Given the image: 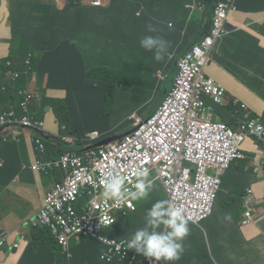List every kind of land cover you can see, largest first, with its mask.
Wrapping results in <instances>:
<instances>
[{"label": "crops", "instance_id": "obj_1", "mask_svg": "<svg viewBox=\"0 0 264 264\" xmlns=\"http://www.w3.org/2000/svg\"><path fill=\"white\" fill-rule=\"evenodd\" d=\"M62 1L65 5L66 2ZM192 1L105 0L97 13L93 11L96 6L87 4L90 14L96 16L98 24L103 28V40H99L96 28L86 27L88 34L81 40L86 49L85 57L88 58L90 43L100 45L108 41L121 47L122 56L114 68L122 75V89H113L110 95L108 89H94L93 85L98 83L94 79L82 81L81 89H64L70 81L62 76L56 78L55 89L47 90L55 95L54 99L62 100L72 90L77 91L80 96L71 102L73 109L85 105L87 109L102 110L103 105H117L119 111L114 120L110 122V117L105 116V124L108 123L105 131L109 134L114 132V127L121 125V118L123 120L128 112L139 111L145 115L149 104L147 93L157 85L159 74L165 77L166 86L173 84L179 58L191 50L192 42L196 40L195 36L186 35L180 29L189 17L186 5ZM241 1L242 10L230 16L233 31L217 43V51L212 59V73L214 78L228 83L229 95L240 98L250 106L252 112L264 118V0ZM214 2L206 4V11L203 12L205 17L212 14ZM53 8L56 9V5L51 0H0V56L15 63L8 69L16 70L26 79L24 88L20 91L7 90L3 82H9L8 72L4 74L5 67L0 70V115L10 110L22 114L20 102L24 99L23 92L41 91L29 89L27 83L31 75L41 80L49 75L41 74L49 70V67L44 66L47 60L40 61L43 47L52 60L61 61V56L54 50L57 48L54 31L48 30L46 22V16L54 11ZM208 22L210 20L205 25ZM149 24L157 29L155 33L147 31ZM81 26L84 24L77 25L75 31ZM20 32L26 36H19L14 40ZM146 35H159L168 41V51L163 60H155L154 52L146 51L140 46L141 38ZM21 37L34 40L26 50L17 48L24 40ZM32 51L34 55L30 56ZM23 52H26L25 57H22ZM105 67L106 65L99 69L101 77H107L111 72H106ZM65 69L75 72L71 62ZM229 80L237 82L234 84L235 88ZM37 83L38 79L35 78L33 84ZM126 89L137 91L129 96L124 93ZM203 99L214 109L216 120L234 128L240 127L244 114L236 115L210 95H204ZM78 100L81 101L80 106L77 104ZM31 112L35 120L46 122L41 132L16 127L6 131L14 134L12 138L0 141V225L10 233V240L19 238L21 223L34 216L48 191L56 182L63 180L62 166L58 164L63 152L77 151L76 147L63 142L62 137L71 134L63 133L62 124L52 106L42 107L40 103H36ZM243 147L251 159L235 162L224 176L219 200L226 201L225 205L216 204L212 216L201 225L189 224L190 234L183 242L185 251L181 259L172 264H264V146L256 140H248ZM56 170L62 176H53L49 181ZM246 195L249 201L255 203L253 213L259 222L242 227L240 222L247 210L244 201ZM158 201L167 202L160 183H156L147 198L132 200L134 209L122 218L120 212L119 218L103 231L111 228L108 237L112 239L131 238L136 230L145 226L147 211ZM136 223L142 224L131 225ZM73 244V248H77V259L73 264H128L125 260L103 261L100 256L105 246L96 238L73 236L69 247ZM26 245L27 241H22L17 252L4 258L0 264H16ZM44 258L50 257L48 253L40 251L39 257L32 264H44ZM140 258L137 264H143L144 257ZM25 263L30 264L28 258Z\"/></svg>", "mask_w": 264, "mask_h": 264}, {"label": "built area", "instance_id": "obj_2", "mask_svg": "<svg viewBox=\"0 0 264 264\" xmlns=\"http://www.w3.org/2000/svg\"><path fill=\"white\" fill-rule=\"evenodd\" d=\"M231 9L233 0L220 4L212 37L194 45L177 63L173 94V99H178L175 110H184L192 104L203 112L188 123L184 133L162 137L151 128L140 126L124 137L125 140L123 138L99 153L97 147L83 152H63L58 163L62 166L63 180L56 182L44 196L36 215L38 224L48 226L64 249H68L73 236L94 237L106 246L100 256L103 261L124 260L128 240L112 239L102 234V230L111 226L125 208L133 207L129 197L117 209L112 200L103 196V181L109 174L129 180L148 164L156 165L161 182L172 195L171 207L182 209L186 219L199 224L210 216L219 191V179L209 172L217 169L220 173L232 159L241 157L240 149L246 140L254 138L264 144L261 117L247 112L238 133H234L225 125L216 124L213 108L200 100L203 95H210L219 103L223 101L224 89L205 75L204 68L210 60L214 42L226 33L225 18ZM35 98H40L37 93L27 94L20 102V115L15 110L0 115V141L10 139L6 131L11 128L21 127L33 132L45 128L46 122L35 120L31 112ZM134 126L138 124L134 123ZM89 136L93 139L98 133ZM62 138L63 142L77 148L76 136L64 135ZM82 140L93 143L88 137ZM85 195L86 201L81 198Z\"/></svg>", "mask_w": 264, "mask_h": 264}, {"label": "clouds", "instance_id": "obj_3", "mask_svg": "<svg viewBox=\"0 0 264 264\" xmlns=\"http://www.w3.org/2000/svg\"><path fill=\"white\" fill-rule=\"evenodd\" d=\"M97 1H99V3H95ZM206 1H209V3L211 4H213L214 2L213 0H193L192 3H188L186 5V8L189 12V17L186 23L180 26V29L183 30L186 33V35L196 37V40L192 42L193 43L192 48L194 45L200 44L201 42L205 41L207 37H212L215 19L217 17L216 14L217 8L219 7L220 4L227 3V0H216L213 5L212 14L210 15V13H208V15L210 16L205 17L203 15V12L206 11V4H208V2ZM240 1L241 0H233V9L229 10L226 14V18H225L226 33L221 37L217 38L216 41L214 42V45L210 52L211 61L213 59L215 52L217 51V43L220 40H222L225 36L229 35L234 29L230 25V16L232 13L242 10L240 8ZM104 2L105 0H90L88 4H91L93 6H102ZM208 20H210V23L209 22L207 23V25L210 24L209 34L203 36V33L205 32V27L207 26L205 25V23ZM170 24L175 26V23L173 22H171ZM77 25H81V24L78 23ZM76 27L77 26H75L73 29L74 32L71 28L62 29L59 32L60 33L59 35L63 37L68 36L69 39H71V37L74 36V33L80 31V29L75 31ZM147 31L150 33H155L157 29L151 24H149L147 26ZM81 34L84 35V31ZM15 39L16 38H14V40ZM74 39L75 41H77V38ZM81 40H80V44H81ZM140 46L146 51L154 52V59L157 61H161L164 59L165 55L167 54L169 43L159 35H146L141 38ZM83 48L85 49V47ZM188 52H186L183 56H185ZM33 55L34 52L33 51L30 52V56ZM50 58L48 56L40 55V61H42L43 59L47 60L46 64L44 65L45 67H49V69H55L56 66L53 62H51L52 58L51 59ZM7 60H8L7 64L4 65V67L6 68V72L4 74L8 72V75L13 74L14 78L12 82L10 81L3 82V86L6 88V84H8L14 87L15 84L13 82H17L16 85H20L18 88L20 91L22 88H24V82L26 79L21 75V73H17L16 70L8 69V67H13L15 63H11L9 59ZM1 66L3 65L0 64V70H3ZM159 75L160 78L158 79L157 85L149 89L147 93V99L149 104L147 105L145 115H143V113L139 111L128 112L123 120L121 118L122 127L117 132H113L112 134H109L105 130H101V129L89 130L85 133V136H81V137L71 134L78 138L77 151L78 150H81V152L87 151L89 146L96 145L97 143L103 141L104 139L112 137L114 135L124 134V136L121 138L123 139L130 133L137 130L140 126H143L145 128H151L152 131H154L157 135L162 137L165 135L166 136L171 135L172 133L173 134L184 133L188 123L192 121L196 116L203 113L202 109L195 108L192 104H190L186 106L184 110H179V109L175 110V102H177L178 99L177 98L173 99V94L176 90V86L174 85V82L173 84H168V86H166V84L164 83L165 77L162 76L161 73ZM216 82L219 83L218 81ZM219 84H221L225 92L223 101L222 103L218 102L219 104L233 110L236 115H241V114L246 115L247 112H251L256 116L261 117L264 122V118L252 112L250 106L247 103L243 102L238 97L229 95V91L227 90V88L222 83ZM32 92L33 93L40 92L42 94L39 99L35 98L33 100V102L31 103L32 109L36 103H40L42 107H45L43 106V100H44L43 92H41L40 90H25L23 92L24 94L23 98L26 99L27 94ZM158 92H160V94H158ZM153 96L156 97L155 102L152 101ZM203 96L200 97V100L205 103V106H207L208 104L203 99ZM151 101L154 103H152ZM214 118H215V112H214ZM134 123L138 124V126H134ZM215 123L220 125H225L228 129H230L234 133H238V130L240 128V127L234 128L229 124L216 119H215ZM93 132H97L98 136L91 139L89 134ZM7 133L11 138L12 136H14V134H11L10 132ZM84 137H88L93 143L88 144L87 142L83 141L82 138ZM133 138L137 139L138 137H133ZM121 139H115L107 144L96 146L98 148V153L100 152V150L109 147L111 144L115 142H121L126 138H124L123 140ZM248 140H256V139L251 138ZM248 140L244 142L242 148L240 149V153L242 155L241 157L232 159L228 167L225 168L220 173H218L217 169H213L211 172H209L210 175L219 179V186H218L219 191L217 194V198L222 189L223 178L228 172V170L231 168V166L235 162L251 159L243 147ZM258 143L264 146V144H261L260 142ZM96 147H92V148H96ZM156 183H160L161 187H163L164 193L166 194L167 197V202L166 201L156 202L147 211V214L145 216V226L141 229L136 230L135 233L131 236V238H123L125 240H128V245H127L128 250L124 255V260L127 261L130 258L131 253H133V257L131 258L130 264H137L138 262H140L141 260L140 256L144 257L143 264H150V262L172 264V262L179 261L185 251L183 242L190 234L189 224L194 226L201 225L202 222L206 221L210 216H212L214 212V208L216 206V200H215L212 205V212L210 216L205 220L201 221L199 224L186 219L183 215L182 209L171 207L172 195L168 191L165 184L161 182V179L159 177L158 167L153 164H148L145 168L140 169L129 180L128 179L124 180V178L116 174H109V176L103 181V188H104L103 196L108 200H112L114 202L113 206L119 209V206L123 203V201L127 197L131 198V199L129 198V201L131 202L132 205H133L132 200H141L147 198L148 194L151 193ZM134 184H135L134 186L135 188L132 187ZM247 193L250 194L249 191ZM81 198L85 199L86 201L87 196L85 195L84 197ZM244 201L247 210L244 212L243 220L240 222V226L242 227L252 223L259 222L253 213L255 203L249 201L247 195L245 196ZM84 202L80 201V203H84ZM133 209L125 208L123 211H121V216L125 215L127 212H130ZM36 213L30 219L21 223V225L19 226L18 239L10 240V233L4 230L0 225V263L4 258L8 257L10 254L16 253L17 250L20 248L22 241H27V245L25 246L23 252L21 253L16 263L19 264L20 259L25 254V250L28 246V242L29 240H31V230L33 228H37V226L39 225L38 217ZM123 239H118V240H123Z\"/></svg>", "mask_w": 264, "mask_h": 264}, {"label": "trees", "instance_id": "obj_4", "mask_svg": "<svg viewBox=\"0 0 264 264\" xmlns=\"http://www.w3.org/2000/svg\"><path fill=\"white\" fill-rule=\"evenodd\" d=\"M66 4L61 9H54L51 14H48L46 17V22L48 26V30L55 31V25L59 24V32L62 29L71 28L74 29L77 24H84L81 26L80 31L74 33V36L69 39L68 36L59 35V40L56 37V45L57 48L54 50L57 51L58 55L61 56V61L55 62L49 56L48 51L45 47H43V51L41 55L48 56L55 64V69L45 70L41 74H49V81L47 85L41 89L43 92L44 100L43 106H52L55 113L57 114L58 120L60 123H71L72 131H63L64 134L70 133L77 135L79 137L85 136V133L92 129H101L106 130L107 124H105V117L102 118V110L97 108H85V105H82L78 109H73L70 106L71 102L77 97L80 96L77 91L76 96L73 97L71 93H69L66 99H54L55 95L51 94L46 88L50 87V89H55L56 78L65 76L70 84L64 86V89H72V87L76 89H81L83 82H86L89 79L97 80L98 83L93 85L94 89H108L110 95H112L113 89H122V75L118 69L114 68L115 64L120 61L122 56V48L117 45H112L108 41L105 44H100L95 46L97 47L100 55L96 57L93 62H89L88 58L85 57L84 51L85 49L80 44V40L83 36L88 34L86 27L92 26L96 28L99 32V40H103V28L98 24L96 16L91 15L90 7L87 5L90 0H87V3H82L79 0H64ZM117 0H112L115 2ZM209 3V1H206ZM240 1V8H241ZM105 3V2H104ZM104 5V4H103ZM102 5V6H103ZM102 6H96L93 8V11L97 13V10ZM72 7L76 8L75 15H72ZM77 9H79L77 13ZM61 15V18L56 16ZM210 24L205 27V32L203 36L209 34ZM84 31V35L81 33ZM74 32V30H73ZM19 36H26L23 32L17 34L14 38ZM24 39L20 45L17 47L20 50H26L28 46L34 41L31 38H23ZM74 38H77L75 41ZM26 52L22 53V57H25ZM86 60V61H84ZM72 63L75 72H68L65 68L68 63ZM105 67L106 72H110L107 77H101L99 69ZM4 68V66H1ZM83 81V82H82ZM20 85H12L6 84V89H18ZM73 92V90H72ZM18 96V94H16ZM67 110V116L64 114V110ZM122 125L114 127L113 131L117 132ZM82 148V147H81ZM81 151V150H78ZM55 176H62V173L59 170L54 171ZM59 178V177H58ZM123 216H121L122 218ZM119 216L117 217V219ZM143 223V222H142ZM142 223L131 224L133 226H139ZM111 228L106 230H102V234L105 236H109L111 232ZM86 238V237H84ZM94 238V237H90ZM97 239V238H96ZM75 244L71 245L67 250L64 249L56 236L53 234L52 230L46 226L39 224L37 228H33L31 230V240L28 242V246L25 250L24 256L20 259V262L25 263V259H29L30 264L36 261L39 257V252L48 253L50 258H44V264H73L72 262H76V249L73 248ZM68 254L71 256L69 257ZM133 257V253H131L130 258L127 260V263L130 264L131 258ZM19 262V264H20Z\"/></svg>", "mask_w": 264, "mask_h": 264}, {"label": "rangeland", "instance_id": "obj_5", "mask_svg": "<svg viewBox=\"0 0 264 264\" xmlns=\"http://www.w3.org/2000/svg\"><path fill=\"white\" fill-rule=\"evenodd\" d=\"M79 1L80 2H84V4L87 3V0H79ZM51 2L56 5L57 9H61L62 6L64 5L62 0H51ZM75 11H76V8L72 7V15H75ZM56 16L61 18V15H58L57 13H56ZM59 34H60L59 33V24H56L55 25L54 36L57 37L58 40H59ZM88 48H89L88 61L89 62H93L96 59V57L100 55V53H99L97 47L95 46V44H93V43L92 44L91 43L88 44ZM7 62H8V60L6 58L0 56V64L1 65L4 66V65L7 64ZM212 71H214V65H213V62L211 60H209L208 64L204 68V72H205V74L207 76L214 78ZM223 77H225V74H223ZM13 78H14L13 74L8 76V80L10 82H12ZM35 78L38 79V83L36 85L33 84ZM214 79H216L218 82H221V83H224L225 85H227L226 86V87H228L227 90H230V86L223 79H221V80L219 78H214ZM48 81H49V75L47 77H45L43 80H41L40 78L36 77L35 75H31L29 77V79H28L27 86H28L29 89H42L44 86L47 85ZM13 83L16 85L17 82H13ZM229 83H231L233 88H235L234 84H237V82L234 81V80H229ZM1 87H2V83H0V89H1ZM46 89H50V87H47ZM72 89H76V88L72 87ZM135 91H137V90L136 89H126V90H124V93H126V95L131 96V95H134ZM36 93L38 94L39 97H41V95H42L41 93H38V92H36ZM158 94H160V92H158ZM71 95L73 97H75L76 96V92L73 91L71 93ZM155 100H156V97L153 96L152 97V101L155 102ZM136 102H139V101H136ZM154 102H152V103H154ZM77 104H78V106H80L81 105V101L78 100ZM101 109H102V114H103L102 118L108 115L110 117V119H111L110 122L117 117V114H118V111H119V107L117 105H111V106L103 105ZM62 112H64V114L67 116V110L66 109L64 111H62ZM56 117H57V114H56ZM57 119H58V117H57ZM61 124H62V126H61L62 131H64V130L65 131H72V126H70L71 125L70 122L68 124L67 123H61ZM53 176H55V172L51 174V176L49 177V181H51ZM135 184L132 187H134ZM0 190H2L1 187H0ZM225 203H226V201L221 202V200H219V196H218V198L216 199V204L225 205ZM132 207H133V205H132ZM7 264H11V263L8 262ZM23 264H26V263H23Z\"/></svg>", "mask_w": 264, "mask_h": 264}, {"label": "water", "instance_id": "obj_6", "mask_svg": "<svg viewBox=\"0 0 264 264\" xmlns=\"http://www.w3.org/2000/svg\"><path fill=\"white\" fill-rule=\"evenodd\" d=\"M124 136V134H121V135H114L112 137H109V138H106L104 139L103 141L97 143L96 145H93V146H89L88 148H92V147H96V146H100V145H103V144H107L115 139H121L122 137Z\"/></svg>", "mask_w": 264, "mask_h": 264}]
</instances>
